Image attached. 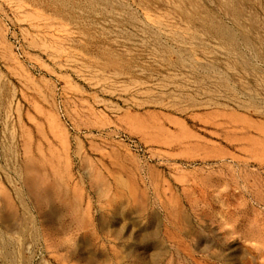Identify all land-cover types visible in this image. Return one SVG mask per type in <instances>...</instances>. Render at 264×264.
<instances>
[{
  "label": "rangeland",
  "instance_id": "obj_1",
  "mask_svg": "<svg viewBox=\"0 0 264 264\" xmlns=\"http://www.w3.org/2000/svg\"><path fill=\"white\" fill-rule=\"evenodd\" d=\"M24 1L0 0V264H264V0ZM164 1L186 35L142 25ZM69 43L145 85L44 51Z\"/></svg>",
  "mask_w": 264,
  "mask_h": 264
},
{
  "label": "bare ground",
  "instance_id": "obj_2",
  "mask_svg": "<svg viewBox=\"0 0 264 264\" xmlns=\"http://www.w3.org/2000/svg\"><path fill=\"white\" fill-rule=\"evenodd\" d=\"M10 1L14 3V5H15V7H16L17 10L24 11V10H32L33 9V7H32L31 4L30 5L29 4H26L25 1L23 2V0H10ZM164 7H165L164 9H155V10H152V11L151 10H148V9H146L144 7H140L138 11H139V14L141 15V18H142V25L143 26H147V27H149L151 29H154L155 31L157 30V31H159L160 33H162L163 35H165L167 37H173V36H175L177 34L186 35L187 34V30H188L187 28L188 27H186L187 25H185L183 22H181V20L179 21L176 18L175 14L171 11L172 9H170V8H173V5H171L170 3L164 1ZM45 14H47V13H45ZM45 14L44 15H41L39 17L36 16L37 19L30 21V26L31 27H36L37 25H40V24L47 25V26L52 25V26H54L57 29V31L61 35L66 36L67 39H70V40L71 39H74L75 40V39H79L80 38L78 35L75 34L76 31L73 29V27L71 25H69L70 23L67 24V23H65L63 21H60L59 19L58 20L57 19H53V18H51V16L50 17L49 16H45ZM115 16L121 17L122 14H121V12H118L117 11V12H115ZM109 22L110 21H106L104 24L105 25H108ZM38 29H36V30H38ZM48 29H50V28L48 27ZM137 30H138L137 38L135 40H133V41H130V42L128 41V43L130 45H134V46H138V47H141L142 46L143 47V44L142 43L144 42V40L146 38V35L143 33V31L140 29V27H137ZM46 34H50V33H46ZM111 36L113 37L112 40L114 42H117V43H121L122 42V44H124V45L127 44V42L123 41L122 39L119 40L117 36L115 37L114 34H112ZM210 47L214 51H219V52L221 51L218 43H216V42H211L210 41ZM153 48H154V46H153ZM78 49L76 47H74L72 44L69 43L68 44V47L65 48L64 50H54V49L52 50V49L44 48V51L45 52H48V53H51L52 54V57L54 59H58L60 57H65L64 58L66 60L65 61V65L67 67L78 70V73L80 75H83V77L84 76L86 77V75H93L94 77H97L98 78V82H97L98 84L100 82V83L107 84V85H113L115 87V90L114 91L117 92V93L127 92L128 90L138 91V90H140L145 85L144 83L138 82L137 80L136 81H133L131 83L126 84V82L123 80L124 77L120 76L119 74L112 73V74L106 75L100 69H97L96 67L93 68V67H90V66H86L85 65L86 62L91 61V59H90L91 57L89 58L88 57L89 55L87 56L86 53L81 52ZM144 51H145V62L151 63L154 66H157L159 68H162L163 71H164L163 72L164 73L163 74V77L165 79H168L169 81H171V80L179 79L182 76V75L178 74L177 71H175V70H173L171 68H165L164 65H163V63H162V60L152 50L151 47L145 48ZM207 57H210V55H208ZM95 60H98V59L96 58ZM104 72H105V70H104ZM136 72L141 75V74L144 73V70L142 68L138 67L137 70H136ZM155 80L157 81L158 79H155ZM8 119H9V115L7 114L5 116V120H4L5 123L8 121ZM28 166H30V164H28Z\"/></svg>",
  "mask_w": 264,
  "mask_h": 264
}]
</instances>
